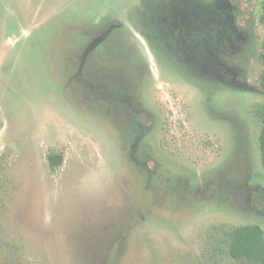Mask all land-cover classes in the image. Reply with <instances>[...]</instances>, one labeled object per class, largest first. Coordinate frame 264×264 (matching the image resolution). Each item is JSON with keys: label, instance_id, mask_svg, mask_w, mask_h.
<instances>
[{"label": "rangeland", "instance_id": "1", "mask_svg": "<svg viewBox=\"0 0 264 264\" xmlns=\"http://www.w3.org/2000/svg\"><path fill=\"white\" fill-rule=\"evenodd\" d=\"M164 2L0 0V264H248L226 252L218 227L264 229L253 200L264 187V47L233 55L251 87L221 86L230 105L216 113L212 85L198 89L196 31L182 32L184 46L167 35L175 10ZM252 8L251 31L262 32L259 0ZM113 75L130 77L132 102L156 116L138 146L104 101ZM232 116L240 125L219 123ZM135 147L158 164H137Z\"/></svg>", "mask_w": 264, "mask_h": 264}, {"label": "flooded vegetation", "instance_id": "2", "mask_svg": "<svg viewBox=\"0 0 264 264\" xmlns=\"http://www.w3.org/2000/svg\"><path fill=\"white\" fill-rule=\"evenodd\" d=\"M165 2H167V0H165ZM168 3L169 5H174L175 13L167 16V31H169L167 35L170 34L169 36L176 35L180 37L184 46V39L186 38L185 42H187L188 36H184L182 32H187L186 34H188V31H196L198 42L195 46L198 49V52L201 50L199 54L200 65L197 75L200 79V86L197 88L203 95L204 81L206 80L207 84H211V90L213 89L212 93L214 96L210 98L213 101L210 102L209 105L213 111H216V113L221 112L222 108L220 105L229 104L228 101L224 104V101H222L223 98L217 95L219 94L218 90L221 89V86L228 90H234L237 88L246 89L247 87H251L248 82L246 67L237 66L233 59V55L237 52H242L244 49H251L255 43H258L259 45L260 42L264 47V31L259 33L251 31L253 28V0H168ZM259 3L261 7L259 9V12L261 11L260 20L263 22L262 24L264 27V0H259ZM164 13L165 12H163L161 16L159 11L155 12L159 21L162 18L166 19ZM171 18H174L175 20L171 21V24H168ZM216 21L218 23L219 31H215ZM155 23L156 19L153 18V23L149 24L148 27L155 26ZM121 26L122 24L114 22L115 29H121ZM189 46L191 47V45ZM168 48L170 47L168 46ZM88 50L89 49H87L86 52ZM205 51L209 52L206 56L204 54ZM175 54L176 53H174V55ZM116 67L117 66H114V72L118 73L121 71ZM204 72L212 73L213 77ZM126 79L128 80L122 84L114 75L113 77H106L103 81L105 82V86L109 85V87H105V89L109 90L110 93L103 98H106V100H104L106 101V104L113 105L118 111L119 109L122 111H119V114L120 116L124 115L127 123L130 124V131L134 135L136 145L138 146L141 141L145 139V134L155 127L156 116L150 111V109L145 108L142 105H135L132 102L130 77H127ZM259 87V90L256 91L264 94V86L261 85L260 79ZM214 89H217V91H214ZM224 99L226 100V98ZM261 106H264V104H261ZM255 117L260 128V120L256 114ZM218 120L220 121L219 123L224 126L227 125V122H231L228 124L231 126H235L239 122L235 116H232V120L222 117L218 118ZM136 147L135 150L132 151V155L137 164L144 168L151 162L158 164V160L149 154H146L143 159L137 157L135 154ZM231 166L235 168L234 163L231 164ZM246 166L245 168L243 166L244 170L246 169ZM161 167L162 165L156 166L154 171L150 172V176L153 177L154 174L159 172ZM246 175L248 174L244 173V176ZM233 185L235 186V183H233ZM238 185L246 188V182L244 180L243 182L238 183ZM208 186L209 184L207 183L203 185L202 189L205 190ZM262 190H264V187L257 190L253 196ZM260 204L261 202L256 203L255 210L260 215L264 216L258 209V205Z\"/></svg>", "mask_w": 264, "mask_h": 264}, {"label": "trees", "instance_id": "3", "mask_svg": "<svg viewBox=\"0 0 264 264\" xmlns=\"http://www.w3.org/2000/svg\"><path fill=\"white\" fill-rule=\"evenodd\" d=\"M263 70L260 75L261 85L264 86V52L259 56ZM260 120L259 150L262 166L264 167V106L258 107L255 111ZM62 156H50V164L56 167L62 163ZM255 203L259 211L264 215V190L254 196ZM220 239L226 242V252L236 260L244 261L248 264H264V229L259 224H245L232 227H218ZM220 240V241H221Z\"/></svg>", "mask_w": 264, "mask_h": 264}]
</instances>
